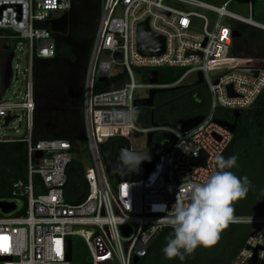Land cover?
Instances as JSON below:
<instances>
[{
	"label": "built area",
	"instance_id": "2783aa9c",
	"mask_svg": "<svg viewBox=\"0 0 264 264\" xmlns=\"http://www.w3.org/2000/svg\"><path fill=\"white\" fill-rule=\"evenodd\" d=\"M246 2L251 16L252 0ZM184 8H201L218 17L211 29L208 21ZM71 0H0V31L12 47L8 88L0 98V123L23 125L19 138H0V142H20L26 146V181L12 186L14 211L0 213V264H73L72 240L79 239L88 262L79 264H132L145 258L152 240L165 228L168 211H152V205L171 209L177 202L187 204L191 187L202 184L217 170L215 157L223 155L232 134L215 118L217 109L228 112L247 111L264 92V66L228 64L232 29L220 25L222 18L258 27L251 17L242 18L195 0H101L94 39L83 76L81 112L90 170L84 169L88 195L77 205L65 202L66 169L72 162V145L61 140L34 142V68L37 61L55 57L56 35L44 23L68 14ZM203 21L197 30L192 20ZM147 22L150 32L164 39V52L158 57L137 53V27ZM21 50L19 64L12 68L16 51ZM185 69L172 86L149 84L146 73L159 68ZM144 71L146 83L136 85L133 70ZM255 73L243 76L237 71ZM220 71L211 77L210 73ZM201 73L210 96V108L194 129L178 134L169 129H144L137 125L134 101L136 92L168 89ZM123 75L115 83L113 79ZM111 83L109 89L96 91L99 79ZM215 83V84H214ZM115 86V87H114ZM230 87L232 97L227 94ZM13 90L14 102L3 95ZM117 131L113 137L130 138L132 133L145 139L149 132L164 131L174 141L158 153L156 161L142 183H122L112 187L110 174L100 154L99 132ZM18 133V128L14 130ZM128 134V136H127ZM111 138V137H109ZM50 156L46 157L45 154ZM202 166L194 161L200 155ZM111 177V176H110ZM113 181V179L111 178ZM38 182V183H36ZM114 183V181H113ZM21 203V208L17 207ZM227 225H245L252 229L242 249L229 264H264V216L233 217ZM3 238H6L3 239ZM71 242V261L65 260L64 243Z\"/></svg>",
	"mask_w": 264,
	"mask_h": 264
},
{
	"label": "trees",
	"instance_id": "16d2710c",
	"mask_svg": "<svg viewBox=\"0 0 264 264\" xmlns=\"http://www.w3.org/2000/svg\"><path fill=\"white\" fill-rule=\"evenodd\" d=\"M101 0H71L68 13V34L56 36L55 57L52 60L37 61L34 68V142L61 140L73 145L84 142L83 119L81 112L83 76L95 30L98 22ZM237 36L231 41L230 55L234 58V45L246 41L250 46L264 43V32L233 29ZM7 33L0 31L2 71L12 47L3 39ZM2 71L0 73V98L2 97ZM182 68L163 67L156 70L158 84L172 86L185 73ZM123 75L112 80H121ZM111 83L98 82L95 90L109 89ZM115 87V86H114ZM210 108V96L203 85L194 84L170 87L157 94L151 109H137V125L148 129L151 125L162 128L164 125L196 116H206ZM215 118L233 121L232 113L217 109ZM123 136L106 139L100 146L104 165L108 166L118 147L128 145ZM174 138L164 131H157L154 143L167 142L171 146ZM237 156V166L230 169L237 176H249L254 164L264 159V92L253 107L241 111L236 121L232 140L223 153L224 158ZM26 146L20 142H0V201L12 199V186L26 181ZM110 178L112 187L114 183ZM249 178V177H248ZM251 186L247 194L233 202V217L264 216V184L262 180L249 179ZM38 183V182H36ZM259 188V189H258ZM88 195L84 169L79 162H72L66 169L64 187L65 202L71 205L81 203ZM252 228L245 225H227L220 232L219 240L211 246H198L186 257L183 264H229L242 249L247 234ZM172 228L162 229L152 240L145 258L137 264H182L177 258H159ZM164 255V254H163ZM162 257V256H161ZM159 258V259H158Z\"/></svg>",
	"mask_w": 264,
	"mask_h": 264
},
{
	"label": "clouds",
	"instance_id": "9594fccd",
	"mask_svg": "<svg viewBox=\"0 0 264 264\" xmlns=\"http://www.w3.org/2000/svg\"><path fill=\"white\" fill-rule=\"evenodd\" d=\"M138 153L122 149L118 157V167L122 164L135 170L141 159ZM217 170L213 171L202 184L191 187L187 204L177 202L167 209L164 204L152 205V211H168L166 223L173 232L166 240L162 252L166 259L177 258L182 264L186 257L198 246L214 245L220 238V232L233 220V202L244 197L251 186L247 176H237L230 171L237 166V156L215 157ZM134 163L135 167H129Z\"/></svg>",
	"mask_w": 264,
	"mask_h": 264
},
{
	"label": "rangeland",
	"instance_id": "374dc122",
	"mask_svg": "<svg viewBox=\"0 0 264 264\" xmlns=\"http://www.w3.org/2000/svg\"><path fill=\"white\" fill-rule=\"evenodd\" d=\"M195 1L207 4V5H211L214 7H220L222 5L226 8V11H228L229 13H232L242 18L251 17L252 21L264 25V2L259 3L258 0H252L251 16H250L248 12V4L246 2H233L230 0H195ZM166 5L172 8L180 9V10L187 9L188 11L196 15L204 17L209 23V29H211L214 23L218 20V17L215 14L207 10L201 9V8H194V7L184 8V6H180L174 3H167ZM192 22L197 30H200L203 26V21L201 20L194 19L192 20ZM220 25L227 27L229 29H232V30L237 28V30L242 31V32L247 31L249 32L248 34L249 36L254 34V31L256 30H259L260 32H264V30H261L255 26L240 24V23L228 20L227 18H222L220 20ZM233 48L238 57L234 58L233 56L235 54L232 55L231 53L229 57V64H234V65L238 64V65H244V66H248V65L264 66V43L260 45L250 46L246 43V41H241V42L236 43ZM21 50L25 51V48L21 47L16 51L14 59L12 61V68H14L17 64H19L20 69H22L24 62L23 60L19 62V56L21 55ZM1 71H2V55H1V47H0V73ZM133 76H134V82L136 85L146 83L144 71L134 69ZM194 83H195L194 76L190 75L182 83L174 87L188 86ZM13 90L14 89H10L8 92H6L3 95V98L6 102H14ZM136 95H137V98L139 99L146 98L147 96L146 93L140 92V91H137ZM17 128H18V133H14V130ZM24 133L25 131H24L23 125L19 126L17 123H14L13 125H8L7 128H4V124L0 123V138H19L23 136ZM117 134H118L117 131L99 132L98 133L99 145L101 146V144L106 139H108L109 137L116 136ZM128 137H130L127 141L128 146H130L132 150L140 151L144 149L145 139L142 135L132 133L131 136H128ZM71 157L75 162H79L87 173L89 172L90 157H89L88 148L85 142H77L72 145ZM105 169L109 172L108 166L105 165ZM248 177L249 179L262 180L264 184V159L254 164V167L250 170V174ZM262 192L264 193V190ZM21 206H22L21 203H17L18 208H21ZM72 246H73V250H72L73 264L88 262V256L82 246V242L79 239H73ZM163 257L164 255L163 253H161L159 258L163 259Z\"/></svg>",
	"mask_w": 264,
	"mask_h": 264
},
{
	"label": "water",
	"instance_id": "95a60500",
	"mask_svg": "<svg viewBox=\"0 0 264 264\" xmlns=\"http://www.w3.org/2000/svg\"><path fill=\"white\" fill-rule=\"evenodd\" d=\"M44 26H48L51 33L56 36L65 37L68 34V14H64L62 17L54 20H49L44 23ZM258 28V27H257ZM232 39L237 36L236 32H232ZM164 52V39L160 36H156L152 34L148 28L147 22L141 23L137 27V53L142 57H158ZM13 54L10 53L5 61V65L2 71V92L4 93L8 88V83L11 75L10 64L12 60ZM220 73V71H213L210 73V76L213 77ZM238 74L243 76L255 77V73H251L248 71L240 70L237 71ZM147 80L151 85H157V72L156 71H148L146 73ZM103 79H99V82H102ZM203 82V78L201 73H197V80L194 85L199 86ZM215 84V83H214ZM168 89H153L148 91L146 98L138 99L134 101V106L137 109H151L153 107V100L157 94H160ZM227 94L229 97H232L231 88H227ZM240 113L238 111L232 112L231 123L222 122L221 125L228 130L231 134L234 133L236 129V121L239 117ZM203 120V116H196L187 120H179L176 122L168 123L164 125L162 128L157 125L152 124L151 128L156 130L169 129L178 134H184L192 129H194L197 125H199ZM9 118L4 120V126L7 125ZM155 132H149L145 136L144 140V149L140 151H134L128 145L120 146L115 151L112 159L108 163V170L111 178L114 181L115 185H119L122 183H142L145 181L147 175L151 171L155 161L157 154L164 151L167 148V142L163 143H154L153 136ZM122 149H128L133 153H138L141 157L147 156V159H141L140 163L136 166L135 170H130L129 168L123 166L122 164L118 167V157L121 153ZM46 157H49L50 154L46 153ZM205 157L204 155H200V157L194 161V164L197 166H202L204 163ZM129 167H135L134 163H130ZM15 205L13 203L0 202V213L8 214L14 211ZM65 246V260L67 262L71 261V242L67 240L64 243ZM1 261V259H0ZM139 262L138 259L133 258L132 264H137Z\"/></svg>",
	"mask_w": 264,
	"mask_h": 264
},
{
	"label": "crops",
	"instance_id": "0c3cea01",
	"mask_svg": "<svg viewBox=\"0 0 264 264\" xmlns=\"http://www.w3.org/2000/svg\"><path fill=\"white\" fill-rule=\"evenodd\" d=\"M259 1V3H263L264 2V0H258ZM261 1V2H260ZM211 6V5H210ZM222 6V5H221ZM220 6V7H221ZM214 7V6H213ZM254 22V21H253ZM255 24H258L259 26H264V25H262V24H259V23H257V22H254Z\"/></svg>",
	"mask_w": 264,
	"mask_h": 264
},
{
	"label": "bare ground",
	"instance_id": "6f19581e",
	"mask_svg": "<svg viewBox=\"0 0 264 264\" xmlns=\"http://www.w3.org/2000/svg\"><path fill=\"white\" fill-rule=\"evenodd\" d=\"M226 63H228V64H229V61H228V62H226Z\"/></svg>",
	"mask_w": 264,
	"mask_h": 264
},
{
	"label": "snow or ice",
	"instance_id": "6c2138e0",
	"mask_svg": "<svg viewBox=\"0 0 264 264\" xmlns=\"http://www.w3.org/2000/svg\"><path fill=\"white\" fill-rule=\"evenodd\" d=\"M3 239H5V240H6V238H3Z\"/></svg>",
	"mask_w": 264,
	"mask_h": 264
}]
</instances>
